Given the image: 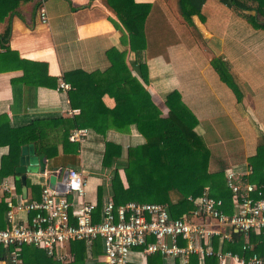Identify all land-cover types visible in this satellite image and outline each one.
I'll use <instances>...</instances> for the list:
<instances>
[{
	"label": "crops",
	"instance_id": "1",
	"mask_svg": "<svg viewBox=\"0 0 264 264\" xmlns=\"http://www.w3.org/2000/svg\"><path fill=\"white\" fill-rule=\"evenodd\" d=\"M38 1L45 8L46 22L40 20L38 9L34 12L35 0L20 4L18 15L10 18L9 48L29 62L24 76L21 69L0 72V115H6L11 126H22L34 119L72 118L78 110L70 106L69 88L58 89L60 81L66 83L63 74L75 69L104 71L110 66L107 51L115 49L125 52V62L133 75L136 74L131 68L132 62L143 66L146 74L143 85L163 115L167 112L166 95L174 89L179 92L182 102L197 119L194 131L210 151V172L222 171L225 177V172L231 170L249 178L250 158L255 155L258 144L264 143V30L253 28L237 11L219 0H205L201 6L204 19L201 21L193 15L194 27L179 13L178 0H134L149 5V11L143 29L145 48L130 50L128 35L105 0ZM7 22L8 18L0 21V32ZM216 56L227 61L241 91L239 100L211 66L210 60ZM102 102L108 108L115 105L107 94L102 96ZM87 129L81 143L69 139L68 144L59 142L52 156L39 152L32 143L35 154L45 156V170L27 173L26 197L21 183L20 188L17 186L19 179L15 173L0 180L7 179L13 192L22 199L38 200L44 184L59 181L69 167L82 169L83 198L98 206L97 219L101 204L106 200L114 202L110 187L113 169H117L126 187L127 148L142 144L144 138L133 124L127 133L110 128L101 135ZM62 131L58 127L54 134L60 135ZM107 142L121 148L120 155L108 165L103 161ZM7 152V146H0V162ZM211 190L218 193L215 187ZM30 215L24 210L17 213L19 219ZM9 226L2 201L0 228ZM72 242L67 247L73 252V264H103L101 243L81 251L78 242L73 243L72 250ZM24 246L29 245L21 248ZM150 255L143 256L134 249L128 264H174L171 259ZM34 258L26 254L28 262ZM198 259V264H203ZM0 264L8 263L0 259Z\"/></svg>",
	"mask_w": 264,
	"mask_h": 264
},
{
	"label": "trees",
	"instance_id": "2",
	"mask_svg": "<svg viewBox=\"0 0 264 264\" xmlns=\"http://www.w3.org/2000/svg\"><path fill=\"white\" fill-rule=\"evenodd\" d=\"M30 0H0V21L8 18L5 29L0 32V72L21 69L27 74L28 60L19 57L16 51L9 48L11 33L10 18L17 14L20 4ZM115 12L122 28L128 35L130 50L145 48L144 22L149 5L136 3L134 0H105ZM205 0H178L179 13L185 22L194 27L192 16L201 21V6ZM223 5L237 11L253 28L264 30V0H219ZM40 6L35 0L34 12ZM113 24L119 26L114 20ZM121 27V26H120ZM110 66L104 71L86 72L75 69L63 74L64 81L69 84L67 91L71 108L78 113L72 118L34 119L22 126H11L6 115H0V146H7V154L1 157L0 177L14 173L18 162L21 146L33 143L39 152L47 156L56 153L61 142L68 144L69 130L72 128H90L104 135L106 130L126 132L131 124L135 125L144 142L128 147L124 172L126 187L120 181L117 169H113L110 178L111 193L114 204L126 201L164 202L168 206L172 218L180 217L194 209L188 197H198L205 187H215L227 209L230 205V190L222 171L210 172L208 161L210 151L203 139L194 131L197 119L182 102L179 92L174 89L165 98L167 112L165 115L151 100L150 93L145 89L146 74L143 66L125 62V52L115 49L107 51ZM211 66L239 100L241 91L229 70L227 61L220 56L210 60ZM107 94L115 101L112 108L105 107L102 96ZM63 129L60 135L54 134L57 128ZM71 131V130H70ZM120 146L105 143L103 161L108 162L120 155ZM252 173L248 180L261 186L264 191V143H259L255 155L250 158ZM20 188V181L17 180ZM213 192V191H212ZM100 197V192H99ZM98 209V206L97 208ZM98 211V210H97ZM96 215V213H95ZM235 242H223L221 248L230 250L245 257L253 251L263 253L264 244H257L253 250L243 251L241 236L235 234ZM255 236H250L254 242ZM84 248L98 246L100 239H94L88 246L85 241L77 240ZM214 249L217 240L212 241ZM23 264H63L47 256L41 249L29 245L21 248ZM9 248L0 245V259H6ZM26 254L35 256L34 261L26 260ZM76 254V253H75ZM159 258V254H151ZM77 258V256H76ZM76 260V259H75ZM198 257L190 256L189 264H198ZM203 264H217L214 256L202 259ZM67 264H73L67 263ZM150 264V263H149ZM177 264V263H176Z\"/></svg>",
	"mask_w": 264,
	"mask_h": 264
},
{
	"label": "built area",
	"instance_id": "3",
	"mask_svg": "<svg viewBox=\"0 0 264 264\" xmlns=\"http://www.w3.org/2000/svg\"><path fill=\"white\" fill-rule=\"evenodd\" d=\"M38 8L40 20L47 21L44 6ZM60 81L58 89L68 90ZM87 128H73L68 139L81 143ZM250 173V170H249ZM230 190V205L218 193L205 187L198 197H188L194 209L172 218L164 202L126 201L115 205L111 200L101 204L95 219L96 204L84 200L85 174L69 167L53 185L44 184L38 200H26L13 192L7 179L0 180V202L6 205L9 227L0 228V245L9 248L8 264H22L21 247L33 245L59 262L74 259L67 244L83 240L89 246L94 239L102 244L103 264H128L129 256L138 249L143 256L159 254L174 264H189L190 256L200 259L214 256L217 264H264V252L253 251L245 257L223 250V242L242 237V250H253L264 244V191L244 175L225 172ZM31 213L19 219V211ZM255 236L254 242L250 236ZM217 240L214 249L212 241Z\"/></svg>",
	"mask_w": 264,
	"mask_h": 264
},
{
	"label": "water",
	"instance_id": "4",
	"mask_svg": "<svg viewBox=\"0 0 264 264\" xmlns=\"http://www.w3.org/2000/svg\"><path fill=\"white\" fill-rule=\"evenodd\" d=\"M44 170L45 156L35 154L32 143L21 146L18 164L14 168V173L22 185L23 197H26L27 173H43Z\"/></svg>",
	"mask_w": 264,
	"mask_h": 264
}]
</instances>
